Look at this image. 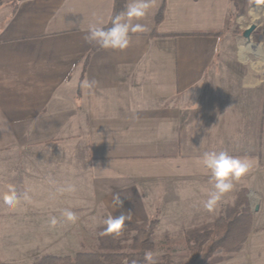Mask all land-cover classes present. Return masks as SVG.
<instances>
[{
    "label": "crops",
    "instance_id": "1",
    "mask_svg": "<svg viewBox=\"0 0 264 264\" xmlns=\"http://www.w3.org/2000/svg\"><path fill=\"white\" fill-rule=\"evenodd\" d=\"M243 1L165 0L154 28L162 0H145V15L130 18L142 30L130 27L125 48L94 50L85 37L107 23L113 0H0V262L90 249L96 227L122 212L126 223L157 209L167 229L218 212L240 187L255 202L254 221L264 210V75L226 25ZM136 2L125 0L121 22ZM209 151L251 164L211 211L198 163ZM142 179L160 194L154 207Z\"/></svg>",
    "mask_w": 264,
    "mask_h": 264
},
{
    "label": "trees",
    "instance_id": "2",
    "mask_svg": "<svg viewBox=\"0 0 264 264\" xmlns=\"http://www.w3.org/2000/svg\"><path fill=\"white\" fill-rule=\"evenodd\" d=\"M234 6L236 0H232ZM125 0H113L112 12L103 28L112 27V21L124 10ZM165 0L154 17V28L163 19ZM154 34H157L154 30ZM220 32L184 33L188 35H218ZM183 34V35H184ZM92 49H102L97 44ZM87 55L82 58V69ZM83 71L80 75L82 77ZM80 84V83H79ZM80 94V87L78 86ZM247 188L240 187L233 193L232 201L216 213L195 216L181 222L183 249L174 252L170 248L172 235L165 231L155 232L158 210L141 221L126 222L119 236L102 234L104 221L96 227L95 249L81 248L74 254H41L29 264H148L145 254L151 253L155 241H162L164 251L152 254L157 264H206L217 253L226 260L239 252L253 229V209L247 196ZM105 220V219H104ZM0 264H12L4 261Z\"/></svg>",
    "mask_w": 264,
    "mask_h": 264
},
{
    "label": "rangeland",
    "instance_id": "3",
    "mask_svg": "<svg viewBox=\"0 0 264 264\" xmlns=\"http://www.w3.org/2000/svg\"><path fill=\"white\" fill-rule=\"evenodd\" d=\"M253 24L255 25V28L250 32L248 37H245L243 35V32L246 28ZM226 25H228L227 28L229 30L228 40H234L235 43L237 42V47H241L240 50L243 51L244 55L249 57L253 62H255L256 69L258 71L257 74L264 75V0H247L241 2V7L238 10L233 9L232 13L227 16ZM226 131L231 132V130ZM212 132L214 131L212 130ZM177 163H180V161H177ZM141 182V197L144 198L147 202L152 203V207H154V205L158 202L157 199L158 197H160V194H157L155 192H149L150 188L153 187H148L150 181H147V179H142ZM66 189H68V187H66ZM82 191L83 193H85V189L83 190L82 188ZM69 192L70 190L68 192L66 190L65 195H69ZM85 194H78L81 195V198L78 200L82 202L87 201L88 195L86 196ZM232 197L228 199L229 197L227 195V199L224 202V205L220 206V210L232 201ZM251 206L253 209V214H255L256 210L254 201L251 203ZM257 211L258 212L254 217L253 221V230L251 231L249 238L247 237L248 239H246L243 248L239 252L231 255V257L226 260L219 258V254L217 253V255L206 264H264V240H262L261 245L257 244L258 240H256L259 235L264 234V232H262L263 228H259V225L264 224V210L258 209ZM153 213L154 212H152V214ZM186 220L187 219L178 220V222H175L172 225H166L168 227L167 229H164L163 226L159 225L158 223L156 225L155 232L157 234H162L163 232L168 231L172 235L169 246L173 249L174 252H181L183 249L182 234L184 231V227H181L179 224ZM2 243L3 242H1V244ZM64 244L69 243L65 242ZM89 246L91 247L90 249H95V240L91 242L87 241L86 247ZM163 251L164 246L162 244V241H155V247L151 251V254H158L162 253ZM0 253V257L2 254L4 255V252L2 250L0 251ZM4 259L7 258L5 257ZM23 261L27 262L28 260ZM29 263L30 262L28 261L27 264Z\"/></svg>",
    "mask_w": 264,
    "mask_h": 264
},
{
    "label": "clouds",
    "instance_id": "4",
    "mask_svg": "<svg viewBox=\"0 0 264 264\" xmlns=\"http://www.w3.org/2000/svg\"><path fill=\"white\" fill-rule=\"evenodd\" d=\"M148 3L145 0H137L132 4L126 15L129 17V22H121L122 18L117 16L112 21V27L103 28L99 26H90L89 34L85 39L89 42H95L100 48L123 49L129 43L130 27L132 31L142 30L140 25L131 26V17H141L145 15V10L148 8ZM198 163L203 170L208 174L209 182L212 185L211 191L208 193V199L204 202V207L211 211L220 201L222 195L229 192L233 188V180H237L247 173L251 167L247 159H241L228 154L226 151H209L199 158ZM3 201L9 207L15 206L18 202V195L13 185H8V191L3 196ZM117 206H121L122 201L117 196L114 198ZM64 215L68 221L75 222L77 217L71 211H65ZM130 220V216L121 213L119 216H108L104 220V228L102 234H114L119 236L122 228L125 226V221ZM56 220H52L55 225ZM145 260L148 264H157L152 254L146 253Z\"/></svg>",
    "mask_w": 264,
    "mask_h": 264
},
{
    "label": "water",
    "instance_id": "5",
    "mask_svg": "<svg viewBox=\"0 0 264 264\" xmlns=\"http://www.w3.org/2000/svg\"><path fill=\"white\" fill-rule=\"evenodd\" d=\"M254 28H255V25H254V24L251 25V26H249L248 28L245 29V31L243 32V35H244L245 37H248L249 34H250V32H251Z\"/></svg>",
    "mask_w": 264,
    "mask_h": 264
}]
</instances>
